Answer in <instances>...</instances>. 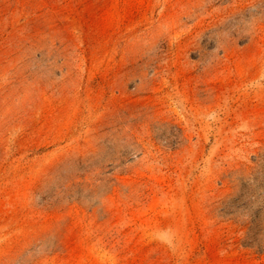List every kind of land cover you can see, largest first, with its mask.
Returning a JSON list of instances; mask_svg holds the SVG:
<instances>
[{"label":"rangeland","instance_id":"obj_1","mask_svg":"<svg viewBox=\"0 0 264 264\" xmlns=\"http://www.w3.org/2000/svg\"><path fill=\"white\" fill-rule=\"evenodd\" d=\"M0 264H264V0H0Z\"/></svg>","mask_w":264,"mask_h":264}]
</instances>
